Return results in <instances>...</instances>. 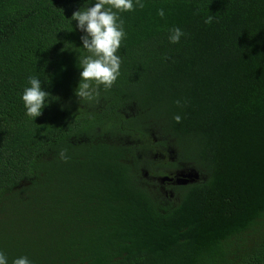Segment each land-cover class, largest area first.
I'll use <instances>...</instances> for the list:
<instances>
[{
    "label": "trees",
    "instance_id": "1",
    "mask_svg": "<svg viewBox=\"0 0 264 264\" xmlns=\"http://www.w3.org/2000/svg\"><path fill=\"white\" fill-rule=\"evenodd\" d=\"M92 2L0 0V251L9 264H264V0L121 12L120 75L79 101L71 17ZM29 76L51 94L35 119Z\"/></svg>",
    "mask_w": 264,
    "mask_h": 264
},
{
    "label": "clouds",
    "instance_id": "2",
    "mask_svg": "<svg viewBox=\"0 0 264 264\" xmlns=\"http://www.w3.org/2000/svg\"><path fill=\"white\" fill-rule=\"evenodd\" d=\"M92 6L84 7L72 13L71 19L76 21L77 28L83 33V54H79V82L74 94L79 101H92L98 95L99 86L111 88L120 75L121 58L117 55L121 42L126 38L121 12L143 8L145 0H94ZM161 18L165 13L158 10ZM208 17L205 23H210ZM185 33L180 27L169 29L168 40L172 44L180 42ZM50 93L42 89L41 79L29 76L27 85L21 93L25 115L36 118L49 103ZM179 121L180 117H175ZM63 157L64 154L61 153ZM0 264H9L8 257L0 251ZM11 264H32L27 256L13 258Z\"/></svg>",
    "mask_w": 264,
    "mask_h": 264
},
{
    "label": "rangeland",
    "instance_id": "3",
    "mask_svg": "<svg viewBox=\"0 0 264 264\" xmlns=\"http://www.w3.org/2000/svg\"><path fill=\"white\" fill-rule=\"evenodd\" d=\"M178 175L179 176L177 178V182H179V183H187L190 180L196 179L198 174H196L195 171L192 170V171H186V172L180 171L178 173ZM167 179H168V177L165 178L164 180H167Z\"/></svg>",
    "mask_w": 264,
    "mask_h": 264
}]
</instances>
